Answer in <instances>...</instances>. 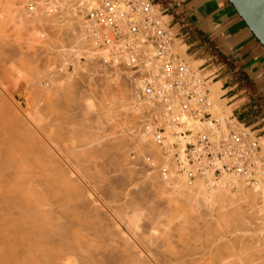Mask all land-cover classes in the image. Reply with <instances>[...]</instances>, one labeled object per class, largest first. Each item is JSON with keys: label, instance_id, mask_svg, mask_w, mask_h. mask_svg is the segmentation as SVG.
<instances>
[{"label": "rangeland", "instance_id": "rangeland-1", "mask_svg": "<svg viewBox=\"0 0 264 264\" xmlns=\"http://www.w3.org/2000/svg\"><path fill=\"white\" fill-rule=\"evenodd\" d=\"M31 1H36L32 10L29 8ZM41 4L43 5L40 0H0V157L5 161L10 160L12 156L8 157V151L11 152L12 144L16 141L15 147L24 155L27 154V158L24 157L22 161V156L15 151V155H19L21 160L18 159L17 164H13L26 171H33L35 178L29 184V197L39 192L38 198H44L45 193L42 194L40 190L46 189V186L55 181L61 182L59 184L65 191H72L75 196V193L80 194L72 202L76 204L70 203L78 210L71 215L76 218L71 217L74 222L70 233H73L72 238L80 247L78 252L88 260L86 263L80 262L257 264L260 260L262 264L264 237H260L264 232L263 211L260 215L254 214L248 220H242V223L239 221V224L235 219L221 218L222 221L216 210L210 214L204 205H194V194L190 195L187 191V185L192 186L193 181L186 183L185 188L183 182V191L182 185L178 188L181 191H175L171 185L158 184L156 178L157 182L148 179L147 173L150 176L155 173L140 164V159L143 154L150 153L152 148V151L157 148L149 143L151 149L148 151V146L143 149L130 134L129 126L132 121L125 122L122 119L124 109H117L119 98L126 95L122 83L114 85L113 81L103 78L96 68L88 67L83 54L78 58L82 62V69L76 67V59L60 57L53 42L58 45L59 40L60 43L69 45L65 35H60L66 28L63 27L62 31V23L57 25L60 18L58 20L52 17L54 13L48 16L47 12L41 10ZM184 47L181 46L183 49ZM193 66L196 68L198 63ZM47 81L48 85L45 83ZM102 87L108 94H101L105 96L106 102L111 103L106 112L100 105L102 97L99 93ZM94 89L97 90L96 93ZM83 91L87 92L86 96L84 93L79 96ZM66 93L70 95L65 96ZM40 94L42 99L39 98ZM36 97L38 99L35 100ZM86 99L94 104L92 108L90 106L91 109L86 108ZM219 109L227 113L226 117L232 113L231 110L228 115L224 105ZM251 129L259 138L264 139V124L255 125ZM142 149L146 152L141 151ZM75 153H80L81 158ZM15 167L12 165L9 170L13 173ZM57 168L63 170L59 174V180H56L57 174L54 172ZM9 170L0 171V204L3 201L2 195L11 187L6 184ZM121 170L126 171L125 173L129 170L128 174H131L125 177ZM230 191L235 193L236 187ZM82 197L89 202L86 203L88 206L84 199L83 203L77 202L82 201ZM198 206L200 210L197 209ZM79 212L83 213L78 214ZM87 212L89 217L86 216ZM11 219L18 222L13 220L14 224ZM29 221L28 217L10 218L0 215V238L6 242L12 241L21 228H26ZM65 221L66 219L63 220ZM44 247L51 248L47 243ZM0 264H7V261L2 260Z\"/></svg>", "mask_w": 264, "mask_h": 264}, {"label": "built area", "instance_id": "built-area-1", "mask_svg": "<svg viewBox=\"0 0 264 264\" xmlns=\"http://www.w3.org/2000/svg\"><path fill=\"white\" fill-rule=\"evenodd\" d=\"M40 1L50 5L49 0ZM71 1L83 14L89 62L114 74L132 94L131 109L122 116L133 122L130 134L150 131L175 172L189 179L243 174L242 180L251 186L257 171L264 174L263 162L258 165L255 159L260 136L232 113L225 123L215 115L209 97L212 73L190 66L176 29L154 0ZM35 4L31 1L29 8ZM83 55L86 64L88 55ZM208 122L213 128H205ZM234 123L243 127L234 129ZM167 125L173 138L165 134ZM167 167L158 164L160 173H167Z\"/></svg>", "mask_w": 264, "mask_h": 264}, {"label": "bare ground", "instance_id": "bare-ground-1", "mask_svg": "<svg viewBox=\"0 0 264 264\" xmlns=\"http://www.w3.org/2000/svg\"><path fill=\"white\" fill-rule=\"evenodd\" d=\"M49 1H50V3H49L50 5L48 7L41 4L42 5L41 10L44 11L45 13L47 12L46 13L47 15L54 13L51 16L52 17L54 16L55 19L60 18V20L58 19L59 24H57V25H60L62 23L61 24L62 25V31H63V27H64V29L66 28L65 32L61 33L60 35L61 36L65 35L67 40L65 39L64 36L63 37L69 44V45H65L63 43H60L59 40L57 41L59 43V44L57 43L58 45H56L55 42H53L54 43L53 46L55 49H57L56 52L58 53V55L62 58L68 57L70 59L72 57V58L76 59L77 61H74L75 64L77 65L76 67H78V69H82L81 68L82 62L78 61V58L81 54H86V55H88L87 60L89 59L88 62H86V65L88 67L96 68L97 72L99 74L103 75L102 76L103 78H105L106 80L108 79L109 81H113L112 84L114 83V85L123 83L122 81L117 79V77H115L114 74H107V72L104 71V68L102 66L97 65L95 62H89V61H91V59H90L89 54H88L89 47H88V40L85 36V29H84L85 22H84L83 14L78 13L76 11V9L73 6V1H71V0H58V1L49 0ZM42 3H44V2H42ZM57 7H59L60 10L57 11L56 10ZM60 13H61V15H60ZM52 17H51V19H52ZM59 30H61V29H59ZM59 33H60V31H59ZM55 38H57V36ZM181 49H183V48H181ZM182 54L184 57H187L184 53H182ZM74 59H72V60H74ZM188 62H189V64L191 63L190 64L191 67L193 65H196L197 63H199L197 61L191 62V60H188ZM56 75H57V78H58V76L60 78V75H58V74H56ZM31 81H32V78H31ZM45 83L48 85L49 81H47ZM209 87H210L209 97L211 98L212 110L215 113V115H217L219 120L222 123H225V121L228 120L230 116L226 117L227 113L224 111H221L219 109V107L221 105H224L226 108L225 111H227L228 115H229V113H231V108H230L231 106L226 105L225 99H222L220 97V95L223 91L220 89L219 83H210ZM63 89H65V88H63ZM68 89H69V87H68ZM99 89L100 88H98L97 90H99ZM104 89L105 88H103L102 91L99 90V92L101 91L99 93V95L102 97L100 99L102 101L101 102L102 104H100V105L104 108V112H106L107 109H110L111 103H109L108 101L106 102V100L104 98L105 96H103V95H105L107 93V91L104 92L103 91ZM122 89L126 92V95H125V97L122 96L121 98H119L117 109H119L120 111H121V109L122 110L124 109V111L126 112L127 110L131 109L129 104L132 101L133 97H132V94L125 88L124 85H123ZM35 90L37 91L38 89L35 88ZM89 90H90V88H89ZM91 90H93V89L91 88ZM94 90L96 93L97 90L96 89H94ZM103 92H104V94H103ZM37 93H35V94H37ZM83 93H84V96H86L87 92H85V91H83L82 93L80 92L79 96L83 95ZM41 95L42 94H40L39 98L41 97V99H42ZM60 95H62V93ZM69 95H70V93H68V94L66 93L65 96H69ZM71 96L75 97V96H73V93H71ZM106 97H107V95H106ZM36 99H38V98L36 97L35 100ZM75 99H77V98L75 97ZM92 99H93V96H92ZM79 101H81L80 98H79ZM84 102H85L84 104L87 105L86 108H88V107L90 108V106L92 108L93 107L92 105H94L90 100L87 101V99ZM119 106H120V108H119ZM223 108L224 107H222V109ZM120 111H119V113H121ZM234 121H236V120H234ZM207 124L208 125L205 128H208V126L213 128V126H214L212 124V122H208ZM197 125L199 127V124H197ZM232 127L234 129L235 128L241 129V127H243V126L240 123L239 124L234 123L232 125ZM215 130H216V128H215ZM170 132H171V128L167 125L165 134H167L169 136V138H173L171 136ZM129 137H130V135H129ZM132 137L134 138L135 141H137V143L139 145L142 146L143 149L148 146L146 149L150 150L151 148H149V143H153L157 148L156 151H152L153 148L150 151L148 150L152 155L150 153H145L146 151L144 152L143 149L141 150L145 154H143L141 156L140 164H142L145 167L150 168L151 171L156 174V176H155V174H153L154 176H150L149 173H147L148 179H150V180L154 179L153 181H155V178H156L159 181L158 184L165 185V186L171 185L170 187H173L175 189V191H181L178 188L181 187L183 182H185L183 184V185H185L186 183L193 181L192 186L189 187V185H187L188 186L187 191H189L190 195L194 194L192 197V199L194 201L193 200H191V201L194 202L195 206L197 204H201L202 206L204 205L205 210H207V212H209V213L216 210L219 219H221V218L224 220L235 219V221L238 222L237 224H239V221L241 222L242 220H245V219L248 220L247 218H249L251 215H254V214L260 215V213L262 211L264 213V174L262 173V171L256 172V174H255L256 181L251 184V186H250L251 190L247 189V187H249V186H247L245 184V182L242 180V178L243 179L245 178L243 174H240L241 175V177H240L239 174L223 173L219 176V178L217 180L211 174H207L204 177L196 176L193 179H189L187 177V175L177 174L175 172V167H174L172 161L170 160V158L167 155L163 154L162 149L160 148L159 144L154 140L155 138L150 131H146V132H144V134L143 133L142 134H134V135L132 134ZM259 139H260L259 141L257 139V144L260 147V151L258 152L257 155H255V159L257 160L256 162L258 163V165L260 164L259 160H261L263 162V167H264V139L263 138H259ZM16 142H15V144H12L11 152L8 151L9 152L8 157L9 158L11 156L13 157L15 154H17V152L15 153V151H18L19 155L22 156V161H23L24 157L27 158V154L24 155L22 152L19 151V148L15 147V145H17ZM88 146H90V144ZM16 148L18 150H15ZM20 148H22V146ZM261 148H262V152H261ZM82 149L84 150L85 148L82 147ZM5 153H6V151H5ZM12 153H13V155H11ZM25 153H27V152L25 151ZM139 153H140V151H139ZM78 154H79V156L81 155L80 153H78ZM78 154L75 153L74 155H78ZM19 155H15L13 157V158L16 157L15 158L16 160L11 157L12 158V160L10 158L11 161L9 159L7 161H5L3 158L0 157L2 159V161L0 160V163H1L0 168H1L2 172L5 171L6 169L9 170L12 165L14 168L15 167L14 164L15 163L17 164V162H18L17 160L18 159L21 160V157ZM147 155H149L151 158L147 159ZM17 157H20V158H17ZM78 158L80 159L81 156ZM13 160H15L16 162ZM82 161H84V160H82ZM19 162H21V161H19ZM162 162H163V164H168V167H167L168 172L167 173L166 172L165 173L159 172L158 164L159 163L161 164ZM2 163L4 164V167L2 166ZM153 164L157 165V166L154 167ZM15 168L16 169L14 171L12 169L13 173L10 170L8 172L6 184L8 185V187H10V186L11 187L9 190H7L6 194H8V195H6V194L2 195L1 200H3V201L0 204V215L1 216L6 215V216H9L10 218H12V216L28 217V218H30V221H29V223H27L26 228H21L20 233L16 234V237L12 241L6 242L4 239L2 240L0 238V261L6 260L7 264H78L80 261L82 263H86L88 261L87 257L83 256L82 253L78 252V250H80V247H78L76 245V241H74V239L72 238L73 233H70V230L72 229L71 225L74 222L73 220L76 218V217H72V216L74 215V211H78V210H76L77 208L75 209V207L72 206L76 203L73 204L72 202H74V200L76 199V196H78L80 194L75 193L76 194V196H75L74 194H72V191H69V190L65 191L62 188V186L59 184L61 182L55 181V183H53L52 185L46 186V189L40 190V192H42V194H44V193L46 194V195L44 194V198H38L37 194H39V192L33 193L36 197L35 196L29 197L27 195L28 193H31L28 191L29 184H31V182H33V180L35 178L33 176V171H29V170L26 171L23 168H21L20 166L19 167L17 166ZM61 171H63V170H61V168H57L54 170V172H56V174H57L56 180H59L61 178L59 175L61 173ZM121 171H123V170H121ZM128 171L129 170H127V173H125L126 171H123V173L125 174V177L126 176L129 177V175L131 174V173L128 174L129 173ZM126 174H128V175H126ZM121 179H122V177H121ZM123 179H124V176H123ZM153 181L151 183H153ZM0 182H2V180ZM117 182H119V181L117 180ZM145 182H147V180ZM155 182H157V181H155ZM148 184L150 186H152L154 183L153 184L148 183ZM149 185H147V186H149ZM183 185L181 187L182 191L186 187V185H185L183 188ZM69 186L71 189L74 188L72 185H69ZM225 186H227V188H225ZM233 187H236L235 193H232L230 191ZM60 189H62L63 192H61ZM73 190L76 192L75 188ZM250 191H252V192H250ZM80 192H81V194L83 193L82 190H80ZM152 192H150V193H152ZM251 193H253L254 195H252ZM84 198L85 197H82L81 198L82 201L77 200V202L83 203ZM85 201H87V200H85ZM70 203H72V205H70ZM86 203L89 204V202L88 201L85 202V205L88 206ZM85 205H83V206L85 207ZM201 205H200V207H202ZM200 207L197 209L200 210L201 209ZM202 209H203V207H202ZM202 211H204V210H202ZM82 213L79 212L78 214H82ZM86 216L89 217L88 212L86 213ZM71 217L74 219L72 220ZM65 219H66V221L63 222V220H65ZM13 220L16 223L18 222L16 219H11V221L14 224H16V223ZM229 221H227V222H229ZM85 222H87V221H85ZM223 223H225V222H223ZM232 223H233V221H232ZM262 224H264V221L262 222ZM262 228L263 227H261V229ZM261 233H262V231H261ZM263 235H264V232L260 238H263L264 237ZM45 243H47L49 246H51V248L44 247ZM57 250H59V251L57 252ZM135 256H137V254ZM92 257L95 258L94 256H92ZM93 258H91V259H93ZM104 258L106 259V257H104ZM138 260H140V259H138ZM170 260H171V258H170ZM90 261H92V260H90ZM218 262H220V260ZM140 263H142V262L140 261ZM142 264H144V262ZM172 264H173V262H172ZM219 264H221V263H219ZM257 264H261L260 260Z\"/></svg>", "mask_w": 264, "mask_h": 264}, {"label": "crops", "instance_id": "crops-1", "mask_svg": "<svg viewBox=\"0 0 264 264\" xmlns=\"http://www.w3.org/2000/svg\"><path fill=\"white\" fill-rule=\"evenodd\" d=\"M191 62L212 73L232 115L264 124V47L228 0H154ZM219 81V82H218ZM256 130V129H255Z\"/></svg>", "mask_w": 264, "mask_h": 264}, {"label": "water", "instance_id": "water-1", "mask_svg": "<svg viewBox=\"0 0 264 264\" xmlns=\"http://www.w3.org/2000/svg\"><path fill=\"white\" fill-rule=\"evenodd\" d=\"M264 47V0H228Z\"/></svg>", "mask_w": 264, "mask_h": 264}]
</instances>
